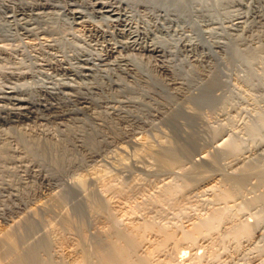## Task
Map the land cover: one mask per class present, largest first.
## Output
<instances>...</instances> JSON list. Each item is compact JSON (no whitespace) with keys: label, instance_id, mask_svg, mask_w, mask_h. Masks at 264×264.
<instances>
[{"label":"rangeland","instance_id":"374dc122","mask_svg":"<svg viewBox=\"0 0 264 264\" xmlns=\"http://www.w3.org/2000/svg\"><path fill=\"white\" fill-rule=\"evenodd\" d=\"M93 1L0 0V264H98L110 215L172 229L139 231L130 264H264V0H104L114 17ZM225 143L236 157L214 162ZM248 168L235 200L208 203ZM165 183L178 205L155 202ZM218 206L215 232L183 239Z\"/></svg>","mask_w":264,"mask_h":264},{"label":"bare ground","instance_id":"6f19581e","mask_svg":"<svg viewBox=\"0 0 264 264\" xmlns=\"http://www.w3.org/2000/svg\"><path fill=\"white\" fill-rule=\"evenodd\" d=\"M74 5V4H73ZM120 5V4H119ZM119 5H116L115 3H112V2H105L104 0H94L93 1V7L96 9V10H98V12H99V14H106V15H109V16H111V17H114L115 15H116V11H118L117 10V6H119ZM42 7V6H41ZM43 8V7H42ZM41 8V9H42ZM75 18L76 19H81V17H80V14L79 13H76L75 12ZM138 35H137V33H136V35H134V33H131L130 35H129V37H130V39H135V40H138V37H137ZM134 42V41H133ZM150 47V46H149ZM148 47V52L150 53V54H152V55H155L156 57H158V58H160L161 59V57H162V55H163V52H162V50H159V49H157V48H155L154 46H151L150 48ZM165 72V71H164ZM12 100V104H13V108H12V112H13V114H15V115H27V114H33V111L36 109V107H38V104L36 103V102H30V101H28V100H25V99H22V98H12L11 99ZM80 103V102H79ZM262 123V125L264 124V117L262 118V121H261ZM251 135L253 136V139H254V141H256L257 139H256V137L258 136V132H257V130H252L251 129ZM258 141H259V139H258ZM226 145H225V149L223 148V149H221V151L219 152V153H217L216 154V160L214 161V162H216V161H220V159L221 158H223V157H230V156H233V157H236V148H237V146H238V144H236V145H231V144H228V143H225ZM258 148V149H257ZM256 149L257 150H262L263 148H264V143H261L258 147H257ZM186 155H188V154H186ZM235 155V156H234ZM240 156V155H239ZM203 158V157H202ZM236 159V158H235ZM235 159H234V163L236 162L235 161ZM239 159H240V157H239ZM157 160L161 163L160 165L162 166V167H166V168H172L173 166H175L176 165V162H175V165H173V160L171 159H168V158H166L165 156L163 157H161V156H159L158 158H157ZM175 161H177L176 159H174ZM205 159H202V161H204ZM237 161H239L238 160V158H237ZM233 163V164H234ZM238 162H236V164H237ZM235 164V165H236ZM256 164V163H255ZM227 165V164H226ZM261 165V164H260ZM262 166V165H261ZM161 167V168H162ZM246 167V166H245ZM176 168V167H175ZM165 169V168H164ZM250 168H248V169H244V170H242L241 171V173L239 174V173H237L235 176H237L236 178H233V177H231L230 178V182L232 183L231 184V186H233L234 188L232 189V190H229V191H225L226 189H224V191H223V189H220V191H219V189H218V191H219V193H217V192H213V191H208V192H210V193H208V196H209V199H208V203H210L209 201H211V204H213L214 203V206H217V205H220V204H223L224 202L225 203H228L229 201H233V200H235V198H236V195L239 193V192H241L242 191V189H243V187H242V184L244 183V181L245 180H247V178L249 177V175L251 174L250 173V171H252V169L251 170H249ZM259 170H260V167H259ZM262 170H264V169H262ZM169 171V170H168ZM96 172V171H95ZM262 172V171H261ZM260 172V176H261V179L263 178L264 179V171H263V173H261ZM254 173V172H253ZM95 174V173H94ZM254 175H255V173H254ZM257 175V174H256ZM177 176V175H176ZM232 176H234V175H232ZM234 176V177H235ZM252 176V175H251ZM257 177H259V174H258V176ZM192 178V177H191ZM225 178V177H224ZM184 180V179H183ZM84 182V181H83ZM185 183V182H184ZM105 184H107V183H105ZM166 184V183H165ZM186 185V184H185ZM200 185V184H199ZM196 186V185H195ZM109 187H107V189H108ZM105 189H106V187H105ZM165 189V190H164ZM164 189H163V193H161V192H159V193H161V195L159 196V197H157V199H154L155 200V202L157 203V204H160V205H173V206H175L174 204L175 203H177L176 202V200L178 201V198H177V196H178V193H179V191H180V189L178 188V186L176 185V184H166L165 185V187H164ZM214 189V188H213ZM162 190V189H161ZM190 193V192H189ZM204 193H205V191H204ZM242 193V192H241ZM240 194V193H239ZM191 195V194H190ZM187 196V195H186ZM207 196V197H208ZM206 198V197H205ZM202 199V198H201ZM233 199V200H232ZM153 200V201H154ZM230 203H232V202H230ZM155 204V203H154ZM156 204V205H157ZM215 204H217V205H215ZM159 205V206H160ZM177 205H178V203H177ZM231 205V204H230ZM158 206V207H159ZM165 206H163V207H165ZM172 206V207H173ZM225 206H226V204H225ZM233 206L235 207V204H233ZM219 207V206H218ZM223 207H224V205H223ZM162 208V207H161ZM214 208V207H213ZM220 208V209H219ZM219 208H216V209H214L212 212V214L209 216V219H207V220H202L201 219V221H198V222H195V220L193 221V222H195V225H193L192 224V226L193 227H191L190 229H192V230H189L188 232H186V231H184V232H186V234L184 235V237H183V239L185 240H188V241H193V242H195L196 240H195V238L197 239L198 237L200 238V236H202V235H204L205 233H206V235H207V233L209 232V231H214L215 232V229H216V225L219 223V222H222L223 221V219H226V214H225V212H226V209H232V207H225V208H223V209H221V207H219ZM123 209V208H122ZM197 209V208H196ZM201 209V208H200ZM211 209H212V207H211ZM181 210V209H180ZM208 210V209H207ZM125 212V211H124ZM123 212V213H124ZM129 212V210L127 211V213ZM131 212V211H130ZM129 212V213H130ZM183 212H184V210H183ZM209 212H210V210H209ZM126 212H125V215L127 214ZM179 213H180V211H179ZM204 213V212H203ZM121 214V213H120ZM132 214V213H131ZM228 214V213H227ZM117 215V214H116ZM130 215V214H129ZM207 215V214H206ZM209 215V214H208ZM111 216V220H112V223H113V226H114V230H115V233L114 234H116V237L114 238V240L112 239V242H111V239H110V244L108 245V247L107 248H103L102 249V247H101V251H100V253L99 252H96V254H98L99 253V257H97L96 259H97V261H98V258H99V261H98V264H130V261H131V259H132V257L137 253V251H138V246L139 245H141L140 244V242H141V232H143L144 234H145V232H151V233H153V231H156L157 233H160L161 235H162V244H165L167 241H171V240H173L174 239V234H173V232H171V230L169 229H167L168 228V226H167V228H165V227H157L156 225H154L153 223H154V221H152L153 223H150V222H147L146 224H143V226H141V227H139V228H137L136 229V227L135 226H133L132 225V227H135V229H133V232L131 231V232H129V231H127V230H122V229H120L119 228V220H117V217H115V216H113V215H110ZM122 216V215H121ZM127 217H128V215H126ZM131 216H133V215H131ZM119 217V216H118ZM126 217V218H127ZM121 218V217H120ZM126 218H125V220H126ZM129 218V219H128ZM127 218V221L128 222H130L131 224H132V222H133V220H131L130 219V217H128ZM133 218H134V216H133ZM197 218H199V217H197ZM204 218V217H203ZM207 218V217H206ZM196 219V218H195ZM233 218L228 214V222L229 221H231ZM261 219H264V217L263 218H261ZM135 220V219H134ZM196 220H198V219H196ZM200 220V219H199ZM250 220V219H249ZM126 221V222H127ZM132 221V222H131ZM227 221H226V223H227ZM238 221V220H237ZM127 222V223H128ZM170 222H171V220H170ZM134 223V222H133ZM165 223V222H164ZM225 223V224H226ZM230 223H232V222H230ZM259 223L261 224V222H258L257 224H256V227L255 226H249L248 224H245V223H239V225L236 227V226H234L235 228L233 229L234 231H232L231 229V231L233 232L232 234L230 233V235H233L232 237L234 238H232L233 240H235L237 243L241 240V239H243V238H246V239H248V238H251L254 234L253 233H255L256 231H257V229L256 228H258L259 227ZM129 224V223H128ZM135 224H137V223H135ZM134 224V225H135ZM228 224V223H227ZM130 225V224H129ZM158 225V224H157ZM234 225V224H233ZM264 225V224H263ZM173 226V225H172ZM190 226H191V224H190ZM258 226V227H257ZM175 226H173V228H174ZM177 228V227H176ZM125 229V228H124ZM130 229V228H129ZM178 229V228H177ZM256 230V231H255ZM139 231H141L140 233H139ZM259 231V230H258ZM257 231V232H258ZM138 232V233H137ZM230 232V231H229ZM264 231H262L261 233H263ZM142 233V234H143ZM212 233V232H211ZM143 234V235H144ZM213 234V233H212ZM156 235V234H155ZM205 235V236H206ZM230 235H228L229 236V238H231L230 237ZM262 235V234H261ZM261 235H259V236H261ZM158 236V235H157ZM156 236V237H157ZM227 236V235H226ZM227 236V237H228ZM257 236H258V234H257ZM207 237V236H206ZM158 238H161V236H159ZM207 238H209V236L207 237ZM215 238V237H214ZM217 238V237H216ZM260 238H262V237H260ZM144 239V238H143ZM203 239H204V237H203ZM219 239V238H218ZM239 240V241H238ZM244 240V239H243ZM216 241V240H215ZM159 242V241H158ZM248 242H249V240H248ZM160 243H161V240H160ZM159 243V245L158 246H161L162 244H160ZM191 243V242H190ZM262 243V242H261ZM264 243V242H263ZM107 245V244H106ZM227 245V244H226ZM230 245V244H229ZM102 246V245H101ZM241 246V245H240ZM225 248V247H224ZM99 250H100V248H99ZM98 250V251H99ZM194 251V250H193ZM200 251V250H199ZM230 251V250H229ZM227 253V252H226ZM195 254V253H194ZM197 254V253H196ZM263 256H264V253H263ZM95 257V256H94ZM185 261V260H184ZM184 261H182V263H180V264H187L186 262H184ZM216 261V260H215ZM219 261V260H218ZM255 261V260H254ZM264 261V260H263ZM190 262V261H189ZM216 263V262H215ZM252 263V262H251ZM256 263V262H255ZM79 264V263H78ZM81 264V263H80ZM96 264H97V262H96ZM156 264H159L158 262L156 263ZM257 264V263H256Z\"/></svg>","mask_w":264,"mask_h":264}]
</instances>
